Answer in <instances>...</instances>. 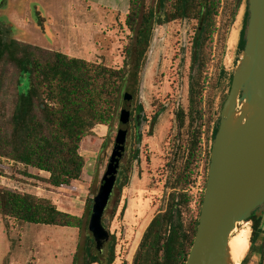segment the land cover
Segmentation results:
<instances>
[{
	"label": "trees",
	"instance_id": "16d2710c",
	"mask_svg": "<svg viewBox=\"0 0 264 264\" xmlns=\"http://www.w3.org/2000/svg\"><path fill=\"white\" fill-rule=\"evenodd\" d=\"M224 1L130 0L125 26L132 36L124 49L121 68L8 38L0 28V158L48 173L46 182L64 189L84 174L86 158L80 152L83 141L94 136L99 125L112 129L123 101L134 108L128 111L130 120L137 123V115L143 112L142 73L154 30L178 21L196 24L193 58L196 45L197 53L190 72L188 111L179 108L176 113L179 127H186L187 138L182 154H174L172 175L166 183L168 197L145 230L131 264H186L194 244L212 142L233 77L226 79L221 70L214 81L209 79ZM227 1L225 14L233 18L238 0ZM130 81L131 90L127 92ZM218 94L221 97L217 103ZM161 111L153 116V125ZM201 166L204 186L195 196L191 190ZM131 170L122 165L120 188L128 186ZM89 204L83 216L72 215L59 210L51 199L0 186V215L22 223L81 230L88 227L93 199ZM250 221L254 244L264 234L263 218L253 216ZM83 254L85 264H114L117 259L114 242L99 254L92 236H88ZM73 264H77L76 258Z\"/></svg>",
	"mask_w": 264,
	"mask_h": 264
},
{
	"label": "rangeland",
	"instance_id": "374dc122",
	"mask_svg": "<svg viewBox=\"0 0 264 264\" xmlns=\"http://www.w3.org/2000/svg\"><path fill=\"white\" fill-rule=\"evenodd\" d=\"M228 3L224 1L214 40L211 81L221 70L226 79L233 76L243 52L241 45L249 18L247 3L240 1L233 18L225 14ZM129 4L130 0H0V28L5 29L8 38L121 68L124 49L132 36L125 26ZM196 32V24L190 21H178L154 30L140 90L144 119L139 130L131 120L127 154L122 163L132 169L129 184L120 188L117 183L103 218L111 235L109 243L116 245L114 264L132 263L145 230L168 197L166 183L172 175L174 154H182L180 150L187 138L186 127H179L176 113L179 108L188 111ZM131 83L127 84V92ZM220 97L218 94L217 103ZM133 109L129 101H123L113 128L104 134L96 131L83 141L80 152L86 158L85 171L70 187L53 188L46 182L48 173L4 158H0V186L51 199L59 210L83 216L90 205L89 199L98 194L122 114ZM159 109L161 114L153 125L152 118ZM203 177L201 166L191 190L195 196L202 192ZM240 228L250 232L245 264H264V234L251 244L253 223L249 221ZM88 236H92L88 227L80 230L34 225L0 215V264H73L75 258L77 264H85L83 249Z\"/></svg>",
	"mask_w": 264,
	"mask_h": 264
},
{
	"label": "water",
	"instance_id": "95a60500",
	"mask_svg": "<svg viewBox=\"0 0 264 264\" xmlns=\"http://www.w3.org/2000/svg\"><path fill=\"white\" fill-rule=\"evenodd\" d=\"M246 3L243 52L212 142L198 229L186 264H233L229 242L237 226L256 216L263 218L264 230V0ZM196 53L197 45L194 62ZM122 115L88 224L99 254L111 238L103 218L127 154L130 111Z\"/></svg>",
	"mask_w": 264,
	"mask_h": 264
},
{
	"label": "bare ground",
	"instance_id": "6f19581e",
	"mask_svg": "<svg viewBox=\"0 0 264 264\" xmlns=\"http://www.w3.org/2000/svg\"><path fill=\"white\" fill-rule=\"evenodd\" d=\"M241 225L242 223L233 231L229 242L230 257L233 264H240L249 249L250 232L240 228Z\"/></svg>",
	"mask_w": 264,
	"mask_h": 264
},
{
	"label": "crops",
	"instance_id": "0c3cea01",
	"mask_svg": "<svg viewBox=\"0 0 264 264\" xmlns=\"http://www.w3.org/2000/svg\"><path fill=\"white\" fill-rule=\"evenodd\" d=\"M23 42V41H22ZM26 43V42H25ZM33 45V44H32ZM36 46V45H35ZM42 48V47H41ZM45 49V48H44ZM49 50V49H48ZM108 129V127H106V126H103V125H99V126H97L96 127V129H95V132L96 131H102L103 133L102 134H104L106 131L105 130H107ZM101 133V132H100Z\"/></svg>",
	"mask_w": 264,
	"mask_h": 264
},
{
	"label": "flooded vegetation",
	"instance_id": "af4514ba",
	"mask_svg": "<svg viewBox=\"0 0 264 264\" xmlns=\"http://www.w3.org/2000/svg\"><path fill=\"white\" fill-rule=\"evenodd\" d=\"M195 52V51H194ZM143 113V112H142ZM141 117V114H139V115H137V117ZM130 122H131V120H130ZM141 120H140V118H139V120L137 121V123H136V125L135 126H138V127H141ZM137 129V128H136ZM137 130H139V129H137Z\"/></svg>",
	"mask_w": 264,
	"mask_h": 264
}]
</instances>
